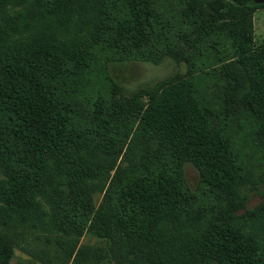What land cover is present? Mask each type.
<instances>
[{"label":"trees","instance_id":"obj_1","mask_svg":"<svg viewBox=\"0 0 264 264\" xmlns=\"http://www.w3.org/2000/svg\"><path fill=\"white\" fill-rule=\"evenodd\" d=\"M256 5L0 0V264L23 229L19 264H264ZM167 58L190 72L153 93L112 74Z\"/></svg>","mask_w":264,"mask_h":264},{"label":"rangeland","instance_id":"obj_2","mask_svg":"<svg viewBox=\"0 0 264 264\" xmlns=\"http://www.w3.org/2000/svg\"><path fill=\"white\" fill-rule=\"evenodd\" d=\"M252 12L254 20L255 43L259 46L264 45V4L254 6ZM190 69L191 68H189V66H187L186 64L177 63L173 59L167 58L159 64L144 61L116 63L112 65V74L123 85L124 92L128 96L139 90L145 92H152L156 89L159 90L161 86L176 80V77L179 74L181 75L190 72ZM185 171L190 186L192 188H195L200 179L198 168L195 167L192 163H188L185 166ZM262 193H264V182L261 186V193L252 194L251 199L248 202V206L250 208L255 207L262 201ZM99 198L101 199V197ZM26 230L28 229H23L21 231V239H18L16 241L17 244H19L18 246L20 247L16 249V253L9 264L24 263V261L27 259V254L23 251L24 248H26L27 250H35L36 247L39 248L41 245L43 246V242L35 240V237L37 235H34V233H32L33 231L26 232ZM24 232H26L25 239H27L25 242ZM80 240L81 242L90 240L94 241L93 238L88 239L86 237H83ZM79 247L80 246H78V248ZM75 255L77 254H74V256H72V259L69 260L68 264L75 263ZM85 260L87 261L89 259L85 258ZM25 264H27V262H25ZM79 264L81 263L79 262Z\"/></svg>","mask_w":264,"mask_h":264},{"label":"water","instance_id":"obj_3","mask_svg":"<svg viewBox=\"0 0 264 264\" xmlns=\"http://www.w3.org/2000/svg\"><path fill=\"white\" fill-rule=\"evenodd\" d=\"M254 3H256V4H264V0H254Z\"/></svg>","mask_w":264,"mask_h":264}]
</instances>
